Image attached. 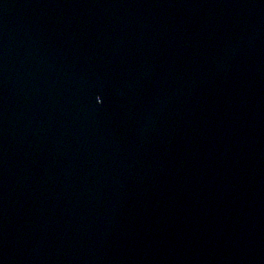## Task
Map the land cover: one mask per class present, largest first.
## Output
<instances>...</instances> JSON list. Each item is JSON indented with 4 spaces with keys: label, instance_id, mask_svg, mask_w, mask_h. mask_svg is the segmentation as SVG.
I'll use <instances>...</instances> for the list:
<instances>
[{
    "label": "water",
    "instance_id": "obj_1",
    "mask_svg": "<svg viewBox=\"0 0 264 264\" xmlns=\"http://www.w3.org/2000/svg\"><path fill=\"white\" fill-rule=\"evenodd\" d=\"M0 264H264V0H0Z\"/></svg>",
    "mask_w": 264,
    "mask_h": 264
},
{
    "label": "snow or ice",
    "instance_id": "obj_2",
    "mask_svg": "<svg viewBox=\"0 0 264 264\" xmlns=\"http://www.w3.org/2000/svg\"><path fill=\"white\" fill-rule=\"evenodd\" d=\"M97 99H99V97Z\"/></svg>",
    "mask_w": 264,
    "mask_h": 264
}]
</instances>
